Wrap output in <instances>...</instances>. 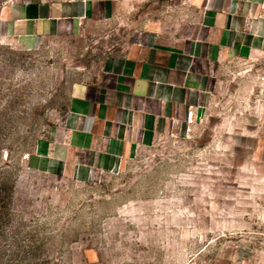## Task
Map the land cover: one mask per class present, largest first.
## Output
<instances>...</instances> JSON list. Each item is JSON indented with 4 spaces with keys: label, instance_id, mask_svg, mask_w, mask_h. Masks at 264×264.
Instances as JSON below:
<instances>
[{
    "label": "rangeland",
    "instance_id": "rangeland-1",
    "mask_svg": "<svg viewBox=\"0 0 264 264\" xmlns=\"http://www.w3.org/2000/svg\"><path fill=\"white\" fill-rule=\"evenodd\" d=\"M25 1L0 0V15ZM129 4L34 41L0 29V169L16 179L0 264H264V137L242 135L253 121L237 64L187 124L149 133L120 167L82 179L51 163L74 93L144 21L186 31L187 0Z\"/></svg>",
    "mask_w": 264,
    "mask_h": 264
},
{
    "label": "crops",
    "instance_id": "crops-1",
    "mask_svg": "<svg viewBox=\"0 0 264 264\" xmlns=\"http://www.w3.org/2000/svg\"><path fill=\"white\" fill-rule=\"evenodd\" d=\"M130 1L27 0L11 6L13 14L1 13L0 29L34 41L90 18L110 17ZM187 3L185 33L168 35L159 21H144L141 39L126 53L110 56L97 77L74 93L65 124L53 128V165L82 179L98 167H120L123 153L149 133L187 124L191 112L224 86L220 74L234 64L239 89L251 100L253 126L242 135L264 137V0ZM87 165L91 173L81 176Z\"/></svg>",
    "mask_w": 264,
    "mask_h": 264
},
{
    "label": "trees",
    "instance_id": "trees-1",
    "mask_svg": "<svg viewBox=\"0 0 264 264\" xmlns=\"http://www.w3.org/2000/svg\"><path fill=\"white\" fill-rule=\"evenodd\" d=\"M5 170L0 169V238L4 236L16 188V179L7 176Z\"/></svg>",
    "mask_w": 264,
    "mask_h": 264
},
{
    "label": "built area",
    "instance_id": "built-area-1",
    "mask_svg": "<svg viewBox=\"0 0 264 264\" xmlns=\"http://www.w3.org/2000/svg\"><path fill=\"white\" fill-rule=\"evenodd\" d=\"M91 170H92V168H90V173H91Z\"/></svg>",
    "mask_w": 264,
    "mask_h": 264
}]
</instances>
